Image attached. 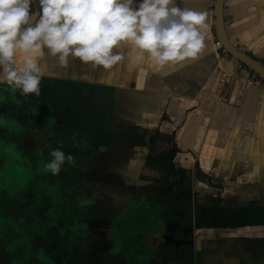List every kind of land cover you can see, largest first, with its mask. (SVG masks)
<instances>
[{"label": "rangeland", "instance_id": "obj_1", "mask_svg": "<svg viewBox=\"0 0 264 264\" xmlns=\"http://www.w3.org/2000/svg\"><path fill=\"white\" fill-rule=\"evenodd\" d=\"M56 88L52 83L41 84V94L47 96L55 106L61 101L60 89L52 92ZM0 91L5 92L3 87ZM7 96L4 97L6 101L3 99L5 103L3 102L2 107H14L18 104V108L9 115H5L6 111L0 109V231L4 226L3 213L7 211L5 206L8 208L7 205L15 201L16 195L21 200L15 213L16 216L18 212L16 222L22 216V208L31 200L37 199L43 207V216L47 215L50 227L43 231L46 242L43 240L44 242L37 243L36 240L33 244L32 238L37 237L35 232L29 231L30 223L27 224L25 230L30 232V235L26 233L30 243L24 245L21 255L16 254V249H6L3 253L7 258L2 255L0 247V264H120L119 261L122 264H132L131 251L125 253L124 240L120 234L121 226L126 224L124 220L134 210L137 214L142 212L144 198L170 195L177 191L181 192L180 196L184 194V197L169 207V219L151 225L140 243L153 264H199V261L206 262L207 251L201 250L203 246L199 241L202 236L208 235V230L194 228L197 205L204 200L200 197L199 203L189 201V188L193 195L198 193L199 196L204 192L210 195L216 191L228 193L230 196L225 197L223 203L226 207H241L250 200V196L243 197L237 192L239 188L232 190V187L204 181L199 172L192 170L185 165L184 160L175 155L169 160V151L174 145L169 133L168 139L162 141L161 145L149 144L146 149H138L144 146V142L140 140L138 120L134 118L135 113L131 109L120 111L113 117L111 127L117 120L121 122L116 128L118 134L115 131L117 141L104 144L94 142L91 145L90 141L82 140V131L68 126L72 120L67 122L61 113L58 119H52L50 112L46 110L48 120L42 125L40 123L39 128L34 131L29 123L36 118L39 110L29 105L28 98H32V95L27 96L28 98L21 96L18 102L9 94ZM46 100V97L39 99V102H43L41 107L47 104ZM90 104L91 102L86 106ZM97 108V105H91L88 112L95 114ZM94 114H89L88 121L96 119L97 115ZM26 117H29V122L25 121ZM55 129L59 132L52 136L54 133L50 130ZM36 132L48 139L52 138L53 142L59 140V137L72 142L71 145H65L67 147L63 150L65 154L71 153L75 158L72 164L75 167L71 172H66L67 163L55 176L44 170V163L50 159L48 148L52 145L33 142ZM96 137L100 135L96 134ZM82 157L87 158V165H82ZM171 163L173 170L169 167ZM80 165L84 167L82 172L79 170ZM88 165L90 168H87ZM179 169L186 171L179 172ZM70 177L80 179L72 183ZM99 184L104 185L100 191L97 189ZM89 190L93 191L92 199L88 194ZM59 200H64L69 207L60 214L55 210ZM174 201L175 198H170L171 203ZM9 209L14 208L12 206ZM31 224H34L35 229L37 226L41 227L37 220ZM3 233L0 234V245L6 241ZM9 240L14 246L21 243L14 236ZM209 242H206L207 246L210 245ZM260 250L262 249L257 247L247 254L252 252L258 255ZM236 251V256L245 253L238 249ZM189 257L195 261L189 263Z\"/></svg>", "mask_w": 264, "mask_h": 264}, {"label": "crops", "instance_id": "obj_2", "mask_svg": "<svg viewBox=\"0 0 264 264\" xmlns=\"http://www.w3.org/2000/svg\"><path fill=\"white\" fill-rule=\"evenodd\" d=\"M177 3L206 13L205 46L197 59L157 71L125 47L123 61L105 72L71 58L61 67L45 55L39 61L43 78L111 87L135 113L144 142L138 149L161 145L169 133L175 157L204 181L239 188V194L258 193L264 203V78L223 48L216 0ZM221 19L230 45L264 70V0H223ZM207 230L199 241L207 251L203 264H242L229 251L238 249L245 257L257 247L262 249L255 255L259 261L251 264H264V225Z\"/></svg>", "mask_w": 264, "mask_h": 264}, {"label": "clouds", "instance_id": "obj_3", "mask_svg": "<svg viewBox=\"0 0 264 264\" xmlns=\"http://www.w3.org/2000/svg\"><path fill=\"white\" fill-rule=\"evenodd\" d=\"M207 28L205 12L177 0H0V86L39 97L45 55L108 72L125 47L157 71L171 69L201 55ZM48 155L43 168L53 176L75 159L58 148Z\"/></svg>", "mask_w": 264, "mask_h": 264}, {"label": "trees", "instance_id": "obj_4", "mask_svg": "<svg viewBox=\"0 0 264 264\" xmlns=\"http://www.w3.org/2000/svg\"><path fill=\"white\" fill-rule=\"evenodd\" d=\"M42 83H52L56 85V89H53L52 92H56L57 89H60V99L59 105L55 106L52 101L45 95L40 94L39 97L32 96L27 97L29 101V105L36 110H39L37 113L36 118L30 120V125L34 127V131L39 128V124H44L46 120L45 112H50L52 119H58L59 113L64 115V119L71 123L68 125L69 127H74L78 131H82V139L83 141H90L89 144H93L96 142V144H104L106 142H113L118 140V131L117 127L121 125L120 121H116L113 126L111 127V122L114 119L113 117L117 116L120 111L126 110L129 105L125 103V101H121L120 98L115 96L114 90L111 87L106 86H100L95 84H89V83H81V82H72V81H63V80H51L47 78H43L41 80ZM7 88V89H6ZM5 92L0 91V95L3 97H8L7 94L14 97L15 102L19 100L21 97L18 90H11L8 86L3 87ZM41 97H46L47 100L43 107H41V104L43 102H39V99ZM6 101V99H4ZM4 101H0V109H4L5 115L13 114L14 111L18 108L15 105L14 107L5 106ZM4 102V103H3ZM91 105H97L96 109V119L93 121H88L89 114H94L92 111L90 113L88 112V107L86 106L88 103ZM3 104V105H2ZM42 108L45 110H42ZM52 109V110H51ZM58 109V110H57ZM64 109V111H61ZM42 110V111H40ZM94 114V115H95ZM117 114V115H116ZM29 117L25 118L26 122H29ZM55 119L53 120L55 123ZM67 126V127H68ZM51 131L54 135H56L59 131ZM49 131V130H47ZM116 131V133H115ZM62 132V131H61ZM35 137L33 138V142L40 145H52L49 146L48 152L52 149H56L59 147H63L64 150L66 147L65 145H71L72 142H69L65 138H60L59 140H54V142L49 138L39 135V133H35ZM44 134V133H43ZM96 134L100 135V137H96ZM46 135V134H45ZM41 136V137H39ZM95 147H98L99 145H94ZM102 146V145H100ZM93 150V149H92ZM93 152H95L93 150ZM177 152V149L175 147H172L169 151V160H172L175 153ZM87 155V154H86ZM93 157V155H91ZM94 159H96V153L94 155ZM93 161V160H92ZM87 165V158L82 157V165ZM66 166V172L67 174L71 172L74 169V165H68ZM82 165L79 166V170L82 172L83 168ZM169 167L173 170V164L171 163ZM87 168H90L88 165ZM179 172H185L183 169H179ZM188 172V171H187ZM190 172V170H189ZM72 183L77 182L80 177L76 178H69ZM100 185V184H99ZM101 186L104 187V185H100L98 191L101 190ZM94 187V186H93ZM96 188V187H95ZM92 193L93 191L89 190L88 194L90 196V199H92ZM179 191L173 192L170 195L165 196H152V197H146L144 198V204L143 208H141V213L137 214V212L134 210L132 214L128 215L127 218L124 220L126 224H123L120 228V234L121 238L124 240L123 248L125 249V253L127 251H131L130 255L132 256V264H153V261L151 259H148L146 256L145 250H143V246L141 245V241L143 240L144 236L147 235L148 229L151 225L157 224L158 221L166 222L167 219L170 217L171 210L169 209L170 206H174V204H177V202L181 201L180 198L184 197V194L180 196ZM243 197H248L249 194H241ZM17 198L15 201H11L12 203H9L7 206H5V210L3 213L4 220V226L2 227V230L0 231V234L4 232L3 234L6 235V238H4L6 241L0 245L2 249V253L10 248V250L13 251V249H16V254L21 255L22 250L25 249L24 245L28 242L30 243V239H28V235H30V232L27 230V224L30 223L31 227L29 228L32 232H35V236L37 238H32L31 241H36L37 243L46 242V239L44 238L43 231L46 229H49L50 223L47 221V215L43 216V207L40 205L37 201V199L31 200L28 204H26L22 210H21V218H19V221L16 222V216L18 214L15 213L17 211V208L19 207L20 198L18 195H16ZM230 196L228 193H224L223 191H216L213 194L209 193H202L201 196L197 193V195H193L192 190L189 188V201H198L200 197L203 198V202L199 203L197 205V210L194 217V228L197 230L200 229H211V230H221V229H234V228H242V227H249V226H255V225H264V203L262 200V196H259L258 193L250 195V200L248 203L241 207H226L223 205L225 201V197ZM170 198H175L174 202H170ZM88 199V200H90ZM26 202V201H25ZM13 206L14 209H9ZM56 211H59L58 213L66 212L68 210V206L65 204L64 200H59L58 205L56 206ZM72 206H70L71 208ZM21 209V208H20ZM20 211V210H19ZM69 213V211L67 212ZM66 213V214H67ZM14 215V218H13ZM37 220V222L40 224L41 227L37 226V228H34V224H31V222H34ZM50 220V219H49ZM19 223V224H18ZM150 230V229H149ZM14 231V232H13ZM13 232V234H12ZM28 233V235L26 234ZM14 236L17 240H19L21 243H16L18 246H14L13 242L8 241V238L11 239V237ZM50 241L51 238L49 237ZM44 240V241H43ZM49 241V240H48ZM26 246V245H25ZM18 247V248H17ZM82 248V247H81ZM80 248V249H81ZM82 253V251H81ZM5 257L7 256L5 253H3ZM7 258V257H6ZM131 259V258H130ZM195 261L194 258L189 257V263H192ZM9 262V261H8ZM120 264H122V261H119ZM200 264V262H199Z\"/></svg>", "mask_w": 264, "mask_h": 264}, {"label": "water", "instance_id": "obj_5", "mask_svg": "<svg viewBox=\"0 0 264 264\" xmlns=\"http://www.w3.org/2000/svg\"><path fill=\"white\" fill-rule=\"evenodd\" d=\"M222 2L223 0H216L215 16H216L217 35L219 37V40L222 43L223 48L234 58L245 63L249 68L255 71L262 78H264V70L260 67H257V65L251 61V59H249L247 56L240 53L237 49L231 46L230 43L225 38L224 33H223V27H222V19H221Z\"/></svg>", "mask_w": 264, "mask_h": 264}, {"label": "flooded vegetation", "instance_id": "obj_6", "mask_svg": "<svg viewBox=\"0 0 264 264\" xmlns=\"http://www.w3.org/2000/svg\"><path fill=\"white\" fill-rule=\"evenodd\" d=\"M235 248H237V247L235 246ZM236 250H237V249L232 250V251H229V252H230V255H231V256H234V257H236V258H238V259H240V262H241L242 264H246V263L251 264V263H254V260L259 261V258L255 257V255L252 254V253L247 254L245 257H244V256H239L240 254H237V256H236V255H235L236 252H237ZM225 252H227V251L225 250ZM242 257H243V258H242ZM241 258H242V259H241ZM199 260H200V258H199ZM199 262H200V264H203L202 261H199Z\"/></svg>", "mask_w": 264, "mask_h": 264}, {"label": "bare ground", "instance_id": "obj_7", "mask_svg": "<svg viewBox=\"0 0 264 264\" xmlns=\"http://www.w3.org/2000/svg\"><path fill=\"white\" fill-rule=\"evenodd\" d=\"M257 67H259V66H257Z\"/></svg>", "mask_w": 264, "mask_h": 264}]
</instances>
